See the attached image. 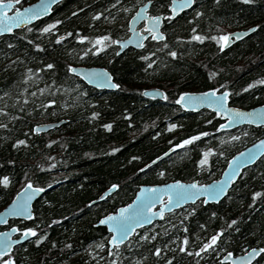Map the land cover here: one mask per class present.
<instances>
[{
  "label": "trees",
  "instance_id": "trees-1",
  "mask_svg": "<svg viewBox=\"0 0 264 264\" xmlns=\"http://www.w3.org/2000/svg\"><path fill=\"white\" fill-rule=\"evenodd\" d=\"M32 1L21 0L20 5ZM157 1L163 3L164 0ZM140 2L64 0L54 7L50 16L26 26L33 31L27 32L24 27L0 37V106L15 117L8 119L7 114H0V124L8 125L0 128V178L7 175L10 179L7 187L0 183V207L27 179L42 187L60 181L34 202V215L30 220L10 222V225L18 223L37 228L31 240L12 251L15 264H98L94 250L101 242L106 245L104 262L111 264L113 256L108 255L106 229L94 225L98 218L129 202L144 183L193 179L206 183L216 179L232 155L264 134V128L247 125L221 130L218 126L221 119L215 113L206 109L187 111L177 104L179 93L185 90L201 91L225 82L230 90V104L249 107L264 103V84L255 83L247 88L248 84L264 79V0H200L178 18L163 21V41L146 40L143 48L128 49L119 56L114 54L113 44L95 53L98 45L76 39L77 35L94 38L106 33L113 39L124 36L127 19ZM158 3L153 9L160 8ZM124 8L129 11H123ZM196 10L203 14L197 18V30L206 36L216 34V25L226 32L257 24L261 28L221 51L215 41L187 39L192 35V25L186 21ZM96 12L103 15L93 20ZM57 19L62 23L56 25L55 30L43 34L37 31ZM66 32L73 35H65L58 41L57 36ZM178 36L182 39L177 40ZM36 43L42 47L35 48ZM9 44L13 46L9 48ZM172 51H176L177 56L172 57ZM81 52L89 54L82 57ZM150 52L154 55L149 56ZM145 56L147 60L143 59ZM48 63L54 65L53 69L43 67ZM68 64H104L121 87L115 91L90 87L68 72ZM37 68L41 69L39 73L35 72ZM27 69H32L35 76L29 75ZM212 73L215 75L210 78ZM26 75H29L27 81L24 80ZM53 80L64 91L46 88ZM147 87L161 89L163 97H145L142 91ZM42 88L45 91L40 93L38 90ZM24 89L26 91H22ZM33 92L37 95L31 96ZM25 96L29 97L27 102ZM49 99L56 103L47 105ZM64 104L69 106L64 107ZM93 111L99 115L92 117ZM60 118H65L66 122L54 131L37 133L33 130L35 123ZM206 119L212 123H204ZM109 122L112 123L110 130L104 127ZM171 124L178 127L170 128ZM200 131L209 135L145 168L150 160L173 144ZM233 136L240 138L229 139ZM18 139L27 140V144L13 147ZM209 147L213 153L208 165L201 170L198 161L203 156L202 150ZM112 148L118 150L112 152ZM220 152L224 155H219ZM160 171L165 175H159ZM114 183L119 187L105 200L88 204ZM258 190L262 196L253 203L251 194ZM192 206L197 208L196 213L185 219ZM212 212L217 215L212 217ZM233 219L236 224L229 228L228 222ZM180 220L188 226V233L178 224ZM168 222L176 228H169ZM199 225L206 228L202 230ZM222 227L225 231L217 243L226 251L238 254L246 247L264 246V156L243 170L219 202L191 203L138 229L133 243L144 232L157 234V239L141 242L140 247H132L130 251L124 249L119 264H131L133 257L141 259L142 264H165L166 259L173 260V264H197V261L199 264H228L220 261L224 253L218 257L213 251L197 257L179 252L181 240L174 239L187 234L190 241H195V247H199L201 240L197 236L207 239ZM162 229L167 230V235ZM40 235H45V239L37 244L35 241ZM170 240L173 243L170 244ZM154 246L162 248L161 256L153 255ZM188 247L193 245L190 243ZM2 259L4 257H0Z\"/></svg>",
  "mask_w": 264,
  "mask_h": 264
},
{
  "label": "snow or ice",
  "instance_id": "snow-or-ice-1",
  "mask_svg": "<svg viewBox=\"0 0 264 264\" xmlns=\"http://www.w3.org/2000/svg\"><path fill=\"white\" fill-rule=\"evenodd\" d=\"M152 0H148V3L151 4ZM248 2V0H246ZM19 0H0V33H11L13 32L14 28L26 26L30 24L32 21L38 20L40 17L44 16L46 13L51 12L53 10L52 6L57 3V0H39V3L33 4L29 7H15L14 5L18 4ZM116 3L119 4L120 0H116ZM196 4V0H170L167 3L166 7L170 11L167 13H161L157 15H151L147 12V5H141V10L136 12V14L132 17V20L129 22V25L137 21L138 19H145L148 23L145 24V29L150 36L147 37L148 39L160 41L164 39V32L160 30V24L162 22V18L166 15L168 20H173L174 18H178L181 13H183L186 9H191ZM115 5H109V7H114ZM163 7V5H162ZM11 11V14L9 12ZM77 11H80L77 9ZM123 11H129L128 8H124ZM75 15V13H73ZM103 14L101 12H96L95 15L92 17L93 20L100 18ZM202 12L200 10H196L194 15L189 18L186 23L192 25L190 31L192 35L187 37L188 40L191 41H204V40H211L215 41V43L219 46V49L222 51L230 44L233 43V38L235 40H240L241 36H246L248 33L254 32L256 29L261 28V25L257 24L252 27H249L246 32H235L230 33L223 31L220 29L219 25H216V34L212 35H204L201 31H198L199 24L197 23V18L202 17ZM115 19L114 17L112 18ZM62 21L57 19L44 25L43 27L37 29V31L41 34L49 33L50 30H55L56 25L61 24ZM130 30L133 32V35L128 38L127 41H122L119 39H113L112 36L108 33L104 35H98L94 38H90L85 35H77L76 39L83 42L89 41L90 45H98L94 48L95 53H101L104 49H107L110 44H115L120 46L121 48L125 47L128 43H135L138 47L143 48L144 41L146 39L145 33L143 31H136L134 28L130 27ZM25 31L31 32L33 29L31 27H26ZM79 32V29H77ZM71 36L73 33L66 32L64 35H58L57 40H63L64 36ZM24 39H28L27 36H24ZM181 37H177V40H181ZM13 45L9 44L8 47L11 48ZM35 48L40 49L42 46L39 43H36ZM164 47H168L165 43ZM88 52H81L80 55L86 56ZM149 56H153L154 53L150 52ZM172 57L177 56L176 51L170 52ZM19 59V58H18ZM143 59L147 60L148 56L143 57ZM156 61L153 60L152 63L154 64ZM12 62L10 61L9 64ZM46 69H53L54 65L51 63L45 64L43 66ZM67 70L70 73H84L85 69L74 67L71 64L67 65ZM29 75L35 76V73L32 69L26 70ZM41 71L40 68L35 70L36 73ZM29 75L24 76V80L27 81L29 79ZM215 73L210 75V78ZM37 80L40 77H36ZM85 79H88L92 83H96L98 86H109L111 88H120L121 85L115 83L113 81V77L111 73L108 72L107 69H98V68H91L87 70V74L85 75ZM259 83L264 84V79H260L254 81L247 85V88H252L253 84ZM227 82L224 85H218V87H209L206 91L202 92H181L179 93V98L177 103L180 104L184 108H197L200 105H207L210 109L215 111L216 117H224L223 123H219V129H227L229 127H233L234 125H239L243 121H247L249 123L255 124H264V106H261L259 109L253 108L251 110L245 111L238 107H231L229 106L230 100V90L226 86ZM46 88H53L55 90L64 91L59 85L56 84V81L53 80L51 85H46ZM222 89V91H218ZM245 89H242L244 91ZM26 91V89L22 90ZM40 93H43L45 89H39ZM69 91H72L69 89ZM147 90L144 91V95H150ZM7 93H5V96ZM31 96H36L37 93L33 92L30 94ZM79 96V92H77ZM86 96L87 94L84 93ZM167 99V96L164 97ZM17 100L20 97H16ZM25 101L29 99L28 96L24 97ZM56 101L53 99H49L47 101V105L55 104ZM95 103V102H93ZM47 105H37L38 107H46ZM68 104H64V107H68ZM0 114H7L8 119H15L11 114L7 113L5 107L0 106ZM99 113L93 111L91 113L92 117H97ZM130 117L131 113H127ZM204 123L211 124V120H205ZM7 124H0V128H7ZM106 129H111L112 123H106L104 125ZM170 128H176L178 125L171 124ZM35 131H39L40 126L36 125ZM246 135V133H244ZM208 132L200 131L193 135L187 136L185 139H181L179 143L173 144L172 147L168 149V152H172L174 148H181L182 146L192 145L193 142L199 141L201 137L208 136ZM239 136L229 137V139L236 140L239 139ZM224 141L222 140L221 143ZM49 143H53V141H49ZM27 140L25 139H18L15 141L13 147H17L19 145H26ZM117 148H112V152H116ZM203 156L198 161L199 165L201 166V170H204V166H207L209 163L208 158L212 155L213 149L212 148H205L202 150ZM264 152V139H261L257 142V144L253 145V147L248 150L246 149L242 153H238L237 156H233L231 160L228 162V168L225 169L224 175L221 177L219 181H213L210 184H202L199 181L193 179L190 183H184L181 180H174L170 184H163V185H153L152 187L141 186L139 192L137 193L136 199L132 200L131 203L126 204L119 208L118 212L109 213L104 215L101 218L97 219V223L100 225H107L108 229L110 230V239L108 241L109 244L114 245L115 248L108 252L109 256H113L114 258L111 260V264H119V259H122V251L124 249H130L132 247H140L141 242H150L157 239V234H150L149 232H144L143 235L139 236V240L135 239L134 233L137 231L138 226H142L143 224L150 223L151 219L156 216L163 217L166 211H171L174 207L181 205L182 203H186L188 201H192L193 204L201 196L204 197L202 203L207 204L210 200H218L219 197L227 190L226 185L231 183L237 178V170L241 168L243 162L253 161L254 158L257 156V153ZM86 155H88L86 153ZM165 157H167L168 153H163ZM219 155L223 156L224 153L220 152ZM51 159V157H49ZM138 159V157L136 158ZM160 157L157 156L156 160H159ZM154 163V162H153ZM148 165H145L147 168ZM159 175L164 176L165 172L160 171ZM0 183H2L5 187H7L10 183L9 176L5 175L0 178ZM119 187L118 184H111L110 188L104 193V196H108L109 192L113 189H117ZM42 187L34 186L33 181L31 179H27L26 183L19 189L16 193L15 198L12 200L9 207H7L3 213H0V217L13 215L18 217H28L31 218L34 213L31 211V200L33 196L37 192H43ZM166 193L168 196L167 201L161 200V194ZM252 202L256 203V198L262 196L261 191H253L252 192ZM103 199V197H101ZM90 203H92L90 201ZM156 204H160V207L157 210H153ZM251 207V205H249ZM197 208L192 206L190 211H187L185 214V219L187 216H191L196 213ZM217 213L212 212L211 216L215 217ZM0 222H3L0 219ZM169 223V228L175 229L176 225ZM180 227L183 228L185 233H188V226L185 224L184 220L178 221ZM236 224V220H231L228 222V227L231 228L233 225ZM200 229H205L206 225H199ZM12 231L15 232H23L27 236H35L37 232V228L35 227H24L19 228L13 226ZM163 234L167 235V230H163ZM225 229L222 227L216 230L213 234L208 236L207 239L203 237L197 236L198 240H201V244L199 247H195V241H190L189 235L185 234L183 237H174L175 240H181V244L178 247L179 252H183L187 255H195L197 257L201 256L202 253L209 254L215 251L218 257H221V253L224 255L221 257L222 260L227 261L231 260V264H253L255 257H260V260H256L255 264H261V261H264V246L261 247H246L245 249H241L242 255L234 256L233 252L226 251L224 248H221L217 243L218 239L222 237V233ZM238 231V229H237ZM24 236H21L23 239ZM45 239V235H40L38 239H36V243L39 244L42 240ZM14 241L11 239L10 234L8 231L0 233V257H5L6 253H11L12 251V244ZM169 243H173V240H170ZM192 244L193 247L189 248L188 245ZM71 245H68L70 247ZM124 246V248H122ZM98 248H105L106 245L101 242L96 245ZM167 248V245L163 246ZM155 250L153 255L154 256H161L162 255V248L160 246H154ZM146 258V256L144 257ZM0 264H15L11 256H7L6 258L0 260ZM131 264H142L141 259H136L133 257V261ZM165 264H173V260H165ZM197 264L199 262L197 261Z\"/></svg>",
  "mask_w": 264,
  "mask_h": 264
},
{
  "label": "water",
  "instance_id": "water-1",
  "mask_svg": "<svg viewBox=\"0 0 264 264\" xmlns=\"http://www.w3.org/2000/svg\"><path fill=\"white\" fill-rule=\"evenodd\" d=\"M61 1H63V0H57V3H56L55 5H53L52 8L54 9V7H55L59 2H61ZM20 3H21V0H19V3H18V4L14 5V8H15V7H21V8L29 7V6H31V5H33V4L39 3V0L32 1V2L26 3V4H24V5H20ZM143 5H147V10H148V8H149V6H150V4L148 3V1H147L145 4H143ZM140 10H141V6H139V8H138V10H137L136 12H138V11H140ZM11 11H12V10H10L9 14H11ZM52 11H53V10H52ZM52 11H51V12H52ZM51 12L46 13L44 16L40 17L38 20H40V19H42V18L48 16ZM136 12L134 13V15L136 14ZM134 15H133V16H134ZM133 16H132V17H133ZM132 17L130 18L129 22L132 20ZM38 20L32 21V22H31L30 24H28V25H31V24L35 23L36 21H38ZM162 21H163V18H162ZM146 23H148V21H146L145 19L141 18V19H138L137 21H135L134 23H132L131 25L128 24V30H129V32H130V35H129L127 38L123 39L122 41H127L128 38L131 37V36L133 35V32L130 30V27H131V28H134L136 31H143V32L145 33V36H146V39H147V37L150 36V33H148L147 30L145 29V24H146ZM140 24H143V26L141 27V29H138V27H139ZM28 25H26V26H28ZM161 25H162V22H161V24H160V30H161ZM26 26H21V27L14 28V29H13V32H15V31H17V30H20V29H23V28L26 27ZM253 26H254V25H253ZM251 27H252V26H251ZM248 28H249V27H247V28H241V29H235V30L230 31V33H235V32H241V33H243V32H246V30H247ZM13 32H11V33H7V32H5V33H0V37L3 36V35H9V34H12ZM251 33H252V32H251ZM251 33H248L246 36H248V35L251 34ZM246 36L242 35L240 40H242V39L245 38ZM146 39H145V40H146ZM237 41H239V40H235V38H233V43H235V42H237ZM233 43H232V44H233ZM230 45H231V44H230ZM230 45H229V46H230ZM127 47H133V48L140 49V47H138L135 43H128L125 47H123V48L120 47V51L126 49ZM74 67L85 69V72H84V73H72V74L75 75V76H77V77H79V78H80L81 80H83L87 85H89V86H91V87H94V88H98V89H107V90L116 89V88H111V87H109V86H107V85L101 87V86H98L96 83H92V82H90L88 79H85V75L87 74V70H88V69H91V68L104 69V68H102V67H100V66H74ZM108 72H109V71H108ZM145 90H147V91H148L149 93H151V94L145 96V95H144V91H145ZM188 92H189V91H188ZM192 92H202V91H192ZM142 93H143V95H144L145 97H153V98H162V97H163V92H162V90L159 89V88H157V87H147V88H145V89L143 90ZM177 104H178V103H177ZM178 105H179L180 107H182L180 104H178ZM229 106H231V107H238V108H241L242 110L248 111V110H251V109H253V108L259 109L261 106H264V103H263V104H257V105H254V106L249 107V108H247V107H241V106H237V105H233V104H230V103H229ZM182 108L185 109V110H187V111H194V112H197V111H200V110L206 109V110H209V111L215 113V111H214L213 109H210L207 105H200V106H198V107L195 108V109H193V108H184V107H182ZM219 118L221 119V123H223V121H224L225 118H224V117H219ZM53 125H55V124H51V125H50V124H49V125H48V124H40L39 126H40V129H41V130H39V131H45V130H47L48 128L52 127ZM242 125H251V126H255V127L264 126V124H255V123H249V122H247V121H243V122L240 123L239 125H234L233 127H229V128H227V129H221V130H232V129H234V128H236V127H239V126H242ZM261 139H264V137H260V138H258L257 140H254L252 143L248 144L246 147H244V148L241 149L240 151L236 152L234 155H232V156L229 158L228 162L231 160V158H232L233 156H237L238 153H242V152H244L246 149L250 150V149L253 147V145L257 144V142H258L259 140H261ZM177 149H178V148H174L172 152H168V150H167L166 152L168 153V155H170V154H172L173 152H175ZM166 152H164V153H166ZM168 155H167V156H168ZM263 156H264V152H260V153H257V156L254 158L253 161H247V160H245V161L243 162L241 168H239V169L237 170V173H238L237 178H236L234 181H232L231 183H229V184L226 185V189H227V190H226V191H225V192L219 197L218 200H215V201L210 200L208 203H211V202L217 203V202H219L221 199H223V198L227 195L228 191L231 189L233 183L239 178L240 173H241L245 168H247V167L253 165L254 163H256V162H257L258 160H260ZM159 157H160L159 160L165 158V156L162 155V154L159 155ZM159 160H156V158H154L151 162L147 163V165L153 164V162L156 163V162H158ZM228 162H227L226 166L223 168V170L221 171L220 175H219L216 179H213V180H211V181H209V182H206V183H202V182H200V183H202V184H210V183H212L213 181H219V180H221V177L224 175V171H225V169L228 168ZM172 181H174V180H169V181H165V182H161V183H144V184H141V185L138 187V189L136 190V192H135L133 198H132L129 202H127V203H125V204H123V205H120L119 207L116 208V210H115L114 212H110V213L118 212V210H119L120 207H122V206H124V205H126V204H129V203L132 202V200L136 199L137 193L139 192V189H140L141 186H147V187H152L153 185L159 186V185H163V184H170V183H172ZM181 181H182V180H181ZM191 181H192V180H190V181H182V182H184V183H190ZM114 190H115V189L111 190V193H112ZM17 192H18V191H17ZM17 192H16V193H17ZM105 192H106V191H105ZM105 192H103V194L101 195V197H104V193H105ZM16 193L13 195L12 199H11V200H10V201H9L4 207H3V209L0 210V213H3L4 210H5L7 207H9V205H10L11 202H12V200L15 198ZM41 193H42V192H37V193L33 196L32 200H31V202H30V203H31V211H32V212H33V204H34V202L36 201V199L41 195ZM109 193H110V192H109ZM101 197H100V198H101ZM167 199H168L167 194H166V193H162V194H161V200H163V201L166 202ZM203 199H204V197L201 196V197L199 198V200H197L196 202H198V201H203ZM196 202H195V203H196ZM92 203H93V202H92ZM191 203H193V202H192V201H188V202H186V203H182L181 205H179V206H177V207H174L171 211H166L165 214L171 213V212H173L174 210H177V209H179V208H181V207H183V206H185V205L191 204ZM89 204H91V203H89ZM159 207H160V204H156V205H155V208H154L153 210L155 211V210H157ZM108 214H109V213H108ZM165 214H164V216H165ZM164 216H163V217H164ZM102 217H103V216H102ZM163 217H161V216L153 217V218L151 219L150 223L143 224L142 226H138V227H137V230L140 229V228H143V227L150 226V225L153 224L154 222L161 220ZM0 219L3 220V222H0V233H3V232H5V231H8L9 234H10L11 239L14 241V243L12 244V250L14 249L15 246H17V245H19V244H22V243H24V242L30 240V239L33 237V236H27V235H25L23 232H21V233L19 234V232L12 231L13 226H16V225H9V222H10V221H13V220H29L30 218H28V217H18V216H13V215H7V216L0 217ZM96 225H100V224L96 223ZM103 226H106L108 232L110 233V230L108 229V226H107V225H103ZM16 227H17V226H16ZM21 236H24V238L21 239ZM109 239H110V237L108 238V241H109ZM108 241H107L108 249L111 250V249L115 248V246L109 244ZM257 247H258V246H257ZM11 252H12V251H11ZM9 254H10V253H6L5 256H7V255H9ZM242 254H243V253H240V254H237V255H234V256H240V255H242ZM256 259H257V257L254 258V261H255ZM220 261H221V262H227L228 264H231V260L224 261V260H222V259L220 258ZM254 261H253V262H254ZM102 264H104V263H102Z\"/></svg>",
  "mask_w": 264,
  "mask_h": 264
},
{
  "label": "bare ground",
  "instance_id": "bare-ground-1",
  "mask_svg": "<svg viewBox=\"0 0 264 264\" xmlns=\"http://www.w3.org/2000/svg\"><path fill=\"white\" fill-rule=\"evenodd\" d=\"M34 1H36V0H34ZM64 1V0H63ZM63 1H61V2H59L56 6H58L59 4H61ZM199 1L200 0H196V3H199ZM158 3V1L157 0H152V2H151V4L153 5V6H156L155 4H157ZM158 4H160L159 6H160V9H164L165 7H166V4H167V2H166V0H164L163 1V3H158ZM142 4H140V6H141ZM162 5H163V7H162ZM196 5V4H195ZM194 5V6H195ZM55 6V7H56ZM193 6V7H194ZM138 8H139V6L138 7H136L134 10H133V12L130 14V16L128 17V19H127V24H126V32H125V35L124 36H121V37H119V38H117V39H119V40H123V39H125V38H127L129 35H130V32H129V30H128V24H129V20H130V18L134 15V13L138 10ZM188 10H190V9H186L184 12H186V11H188ZM170 11V10H169ZM52 14V12L48 15V16H50ZM47 17V16H46ZM45 18V17H44ZM43 19V18H42ZM41 20V19H40ZM168 20V19H167ZM164 21V20H163ZM163 21H162V25H163ZM141 25V24H140ZM140 25H139V27H138V29H141V27H140ZM162 25H161V31H162ZM253 26V25H252ZM249 27H251V26H249ZM146 41V40H145ZM145 41H144V43H145ZM152 41H154V40H152ZM161 41H163V40H160V41H156V42H161ZM232 45V44H231ZM230 45V46H231ZM113 46L115 47V49H114V54L116 55V56H119V55H121L122 53H124L126 50H128V49H134V50H136L137 48H133V47H127L126 49H124V50H122V51H120V46H118V45H115V44H113ZM229 47V46H228ZM227 48V47H226ZM71 65H73V66H100V67H102V68H104V69H107L108 71H109V73H111V75H112V77H113V81L115 82V83H118V84H120L118 81H117V79H116V77H115V75L113 74V72H111V70H109L104 64H71ZM70 73V72H69ZM70 74H72V73H70ZM73 75V74H72ZM75 76V75H74ZM77 77V76H76ZM77 78H79V77H77ZM80 79V78H79ZM81 80V79H80ZM82 82H84L83 80H81ZM85 83V82H84ZM86 84V83H85ZM89 86V85H88ZM91 87V86H90ZM94 88V87H93ZM96 89H98V88H96ZM117 89H119V88H116V89H112V90H107V89H100L101 91H115V90H117ZM145 89V88H144ZM143 89V90H144ZM208 88H206L205 90H201V91H206ZM192 92V91H196V90H194V89H192V91H190V89H188V90H185L184 92ZM218 91H222V89H219L218 88ZM143 92V91H142ZM149 99H154L153 97H148ZM261 104H263V103H261ZM257 105V104H256ZM238 106V105H237ZM254 106V105H253ZM249 107H252V106H249ZM249 107H247V108H249ZM66 122V119L65 118H60V119H54V120H47V121H43V122H38V123H35L34 125H33V130L35 129V127H36V125H40V124H55V125H53L52 127H50V128H48L47 130H45V131H35V132H37V133H48V132H51V131H54L56 128H58L60 125H62L63 123H65ZM242 126H244V125H242ZM247 126H251V125H247ZM240 127V126H239ZM251 127H255V126H251ZM236 128H238V127H236ZM236 128H234V129H236ZM258 128H264V126H259ZM260 137H264V134L262 135V136H260ZM260 137H258V138H260ZM258 138H256L255 140H257ZM254 141V140H253ZM252 141V142H253ZM252 142H250V143H252ZM249 143V144H250ZM248 145V144H247ZM247 145H245L244 147H246ZM244 147H242L241 149H243ZM169 149V148H168ZM167 149V150H168ZM241 149H239L238 151H240ZM166 150V151H167ZM166 151H164V152H166ZM237 151V152H238ZM163 152V153H164ZM163 153H161V154H163ZM160 154V155H161ZM153 160V159H152ZM152 160H150L149 162H151ZM148 162V163H149ZM154 164V163H153ZM153 164H150V165H153ZM147 165V164H146ZM150 165H148V166H150ZM252 166V165H251ZM250 167V166H249ZM248 168V167H247ZM246 169V168H245ZM244 169V170H245ZM243 172V171H242ZM241 172V173H242ZM241 173H240V175H241ZM239 175V176H240ZM237 181V180H236ZM235 181V182H236ZM234 182V183H235ZM26 183V182H25ZM25 183H23L22 185H21V187H23V185L25 184ZM60 183V181H57V182H55V183H52V184H50V185H48V186H39V185H36V184H34V186H38V187H42L44 190H43V192L41 193V195L36 199V201L37 200H39L43 195H44V193H46L48 190H50L51 188H53V187H55L56 185H58ZM233 183V184H234ZM233 186V185H232ZM20 187V188H21ZM19 188V189H20ZM110 187H108V188H106L105 190H103L102 191V193H101V195L103 194V192H105V191H107L108 189H109ZM232 188V187H231ZM19 189L17 190V191H19ZM16 193V192H15ZM14 193V194H15ZM13 194V195H14ZM111 194V192L109 193V195ZM101 195H99L97 198H95V199H93L91 202H93V203H91V204H95V203H98V202H100V201H103V200H105V198L107 197V196H104L103 197V199H101L100 197H101ZM13 197V196H12ZM12 199V198H11ZM10 199V200H11ZM9 200V201H10ZM8 201V202H9ZM7 202V203H8ZM6 203V204H7ZM90 203V202H89ZM88 203V204H89ZM5 204V205H6ZM91 204H89V205H91ZM4 205V206H5ZM4 206H2V207H0V210H2L3 209V207ZM112 212H114V211H112ZM110 213V212H109ZM108 213H106V214H104V215H107ZM103 215V216H104ZM102 217V216H101ZM100 217V218H101ZM32 218V217H31ZM30 218V219H31ZM29 219V220H30ZM13 221H23V222H25L26 220H13ZM11 222V221H10ZM10 222H9V225H10ZM96 223H97V220L94 222V225L95 226H102V227H104L105 229H106V232H107V241H108V238L110 237V233L108 232V230H107V227L106 226H103V225H96ZM12 225H16L17 227H19V228H24L21 224H18V223H13ZM21 232H19V234H20ZM37 233V232H36ZM32 239V238H31ZM30 239V240H31ZM29 241V240H28ZM21 244H19V245H17V246H20ZM17 246H15V247H17ZM107 246H108V244H107ZM14 247V248H15ZM253 247H257V246H253ZM258 247H261V246H258ZM14 250V249H13ZM12 250V251H13ZM242 253V252H241ZM238 254H240V253H238ZM10 256H11V258H12V252L9 254ZM9 255H7V256H9ZM224 255V254H223ZM234 255H237V254H234ZM7 256H5L4 258H6ZM114 258V257H113ZM258 258V257H257ZM13 259V258H12ZM257 260V259H256ZM255 260V261H256ZM14 261V260H13ZM105 261V260H104ZM100 262L99 263V261H97L98 262V264H102V263H104V264H106L105 262ZM254 261V262H255ZM253 262V263H254Z\"/></svg>",
  "mask_w": 264,
  "mask_h": 264
},
{
  "label": "flooded vegetation",
  "instance_id": "flooded-vegetation-1",
  "mask_svg": "<svg viewBox=\"0 0 264 264\" xmlns=\"http://www.w3.org/2000/svg\"><path fill=\"white\" fill-rule=\"evenodd\" d=\"M147 1H148V0H141V2H140L136 7L140 6V4H142V5L145 4ZM166 2L169 3L170 0H166ZM166 5H167V4H166ZM136 7H135V8H136ZM135 8H134V9H135ZM147 12H148L149 14H151V15H157V14H161V13H167V12H169V9H167V7H165L164 9H160V8L153 9V5L150 4V6H149ZM165 19H167V16H166V15L163 17V20H165ZM142 26H143V24L140 25V27H142ZM146 40H151V39H148V38H147ZM145 42H146V41H145ZM140 49H141V48H140Z\"/></svg>",
  "mask_w": 264,
  "mask_h": 264
},
{
  "label": "rangeland",
  "instance_id": "rangeland-1",
  "mask_svg": "<svg viewBox=\"0 0 264 264\" xmlns=\"http://www.w3.org/2000/svg\"><path fill=\"white\" fill-rule=\"evenodd\" d=\"M190 91H192V90H190ZM94 256L98 259V261L100 263V262H103L105 260L106 254L104 253L103 249L95 247Z\"/></svg>",
  "mask_w": 264,
  "mask_h": 264
}]
</instances>
